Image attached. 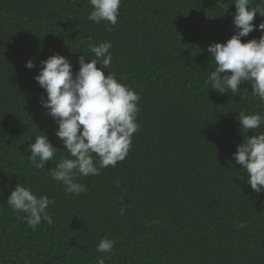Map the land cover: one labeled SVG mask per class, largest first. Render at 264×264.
Instances as JSON below:
<instances>
[{
	"label": "trees",
	"instance_id": "trees-1",
	"mask_svg": "<svg viewBox=\"0 0 264 264\" xmlns=\"http://www.w3.org/2000/svg\"><path fill=\"white\" fill-rule=\"evenodd\" d=\"M233 2L121 0L108 31L87 19L88 0H0V264H264V192L252 190L232 158L243 142L239 111L264 115V104L249 82L240 95L205 83L216 66L209 44L237 31ZM262 21L257 12L242 42L259 39ZM90 41L111 42L105 75L139 94L140 127L123 161L77 177L88 190L76 195L49 175L69 154L34 77L55 53L75 74L80 56L95 58ZM262 132L264 125L248 136ZM43 133L57 149L37 169L27 145ZM18 183L55 201L52 225L33 230L7 206ZM104 238L114 241L111 254L96 251Z\"/></svg>",
	"mask_w": 264,
	"mask_h": 264
},
{
	"label": "clouds",
	"instance_id": "clouds-1",
	"mask_svg": "<svg viewBox=\"0 0 264 264\" xmlns=\"http://www.w3.org/2000/svg\"><path fill=\"white\" fill-rule=\"evenodd\" d=\"M88 2L92 10L87 19L97 25L105 22L108 31H111V26L117 23L121 0ZM233 3V23L237 31L226 42L209 44L207 51L216 66L205 83L218 92L240 95L241 82H249L253 97H258L259 102L264 104V21L258 25L262 31L259 39L246 42L241 39L256 30L253 20L257 12L264 17V0L255 6L253 0H234ZM88 48L95 58L86 62V55L80 56L79 69L75 74L69 59L55 53L41 61L42 67L34 77L46 92V98L43 94L40 97L41 106L56 121L55 135L69 154L48 169L49 175L60 182L67 193L76 195L88 190L86 185L77 182V177L99 175L101 169L115 167L123 161L132 145L133 134L140 127L137 123L139 94L118 81L115 74L105 75L104 69L110 66L112 60L109 51L111 42L93 44L90 41ZM98 64L100 67H97ZM25 66L32 69L35 63L29 59ZM237 119L243 142L237 145L232 158L245 170L252 190L260 194L264 192V132L250 137L248 131L264 125V115L239 111ZM27 147L31 151L29 162L37 169H44L46 162L55 159L57 148L44 133L37 135L35 142ZM53 204L54 200L46 195L37 196L30 187L21 183L15 186L7 199V206L18 215L22 213L20 218L26 220L33 230L42 221L53 224L48 211ZM124 214L122 207L120 215ZM245 226V222L236 225L237 229ZM113 250L114 241L108 238L101 239L96 246V251L101 253L111 254ZM104 262L105 258L101 257L97 264Z\"/></svg>",
	"mask_w": 264,
	"mask_h": 264
}]
</instances>
